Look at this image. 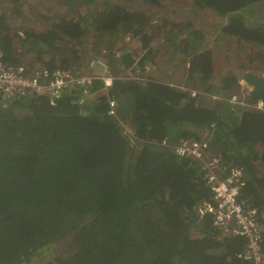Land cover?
Returning <instances> with one entry per match:
<instances>
[{"label":"trees","instance_id":"trees-1","mask_svg":"<svg viewBox=\"0 0 264 264\" xmlns=\"http://www.w3.org/2000/svg\"><path fill=\"white\" fill-rule=\"evenodd\" d=\"M20 1L0 0V51L6 63L25 64L16 43L36 48L28 68L53 70L62 58L78 68L86 62L81 46L87 41L120 72L115 52L128 48L124 37L150 22L149 8L167 2L209 9L225 21L222 34L264 47V7L258 10L264 0H59L61 9L44 17L47 28L26 27L22 34L4 9L13 5L16 17ZM140 2L146 11L136 7ZM198 34H188V51L195 52ZM213 57L210 49L194 54L188 83L204 80V91L218 92ZM145 78L115 81L109 94L96 80L89 93L78 86L55 105L36 95L6 108L0 103V264H32L71 234L73 252L40 264H255L238 256L244 238H224L212 215L198 219V208L212 199L199 162L160 144L207 140L226 164L246 168L245 195L260 205L264 111L192 98ZM233 83L239 80L228 76L222 84L228 90ZM110 99L118 103V117L109 113Z\"/></svg>","mask_w":264,"mask_h":264},{"label":"built area","instance_id":"built-area-1","mask_svg":"<svg viewBox=\"0 0 264 264\" xmlns=\"http://www.w3.org/2000/svg\"><path fill=\"white\" fill-rule=\"evenodd\" d=\"M97 68L103 69V72H95ZM96 80L103 82L100 91L109 94L115 81H143L144 78L129 71L114 72L103 57H94L75 69L58 67L49 70L42 65L28 68L25 64H8L0 51V103L4 108L29 95L45 96L50 104L55 105L65 91L78 86L83 88V94L89 93L88 87ZM177 87L188 92L192 98L201 97L213 102H223L227 106L236 104L256 111H264V97L252 99L250 92L247 98H238L237 95L226 98L204 90ZM84 101L85 97H82L79 103L84 104ZM109 105V113L118 117L117 101L110 99ZM160 145L172 148L180 157L193 158L201 165L212 199L198 208V219L202 220L205 215H212L213 225L221 230L224 238L245 239V249L238 253L239 257H246L255 264H264L261 208L255 203L256 198L250 200L245 195L246 168L237 163L231 166L226 164L217 152L208 149L207 140L184 138L172 144L165 139Z\"/></svg>","mask_w":264,"mask_h":264},{"label":"rangeland","instance_id":"rangeland-1","mask_svg":"<svg viewBox=\"0 0 264 264\" xmlns=\"http://www.w3.org/2000/svg\"><path fill=\"white\" fill-rule=\"evenodd\" d=\"M58 1L59 0H21V5H15V7L19 10V13H16V17L14 15L15 9L13 5H7L4 9L9 10V12L6 10L7 17H9L13 22H16L15 25H17V30H19V32L22 34L25 27H22L21 25L24 23H26L27 26L35 27L38 30H44L47 28L48 23L44 17L54 16L55 13L61 9ZM141 5L143 6L144 11H146L147 6H144L141 2L137 4L136 7L138 8ZM263 7L264 5L260 6L258 10L260 9V11H262ZM148 14L151 17L154 16L157 20H167V23L174 25L176 29L180 28V31L183 30L182 34H168L174 38L173 42L171 43L169 41L156 43L158 51L160 52L156 68V74L159 79L163 78L165 80L169 79L171 81L179 82L178 80H175V75L178 74L184 81L189 80L188 78L184 79V76H186L185 74L187 73L188 77L189 72L185 64H189L191 58L196 52L206 49L212 50L214 56V73L211 82L214 89L218 90V92H212L214 94H219L226 98H230L235 95H237L238 98H247L249 86L243 81L240 82V79H242L244 73L253 71L258 76L264 77V57L262 59L256 55V52L258 51L264 55V47H256L255 45H252L251 47V44L248 45L242 41H238L234 37H229L222 34L220 29L224 25L225 21L220 19L211 10H196L194 9L192 3L181 1L167 2L160 8H149ZM190 24H192L193 30L192 27L189 29ZM195 30L199 33L198 36H196L194 42L195 52L188 51V34L191 36V32H195ZM120 33L121 32L116 35L119 43L122 42ZM185 35L186 39H180L181 36L183 37ZM179 40L181 44L177 43ZM132 41L135 42V40L132 38V35L124 37V43L125 45H128L127 47L133 43ZM86 42H84V44L81 46L82 50L86 52L84 56L86 62L94 57H103L91 51V47ZM16 46L20 50V53L22 54L21 59L24 60L25 64H27V60L33 58L32 53L30 52H37L36 48H32L31 46L26 45V43L17 42ZM124 51L125 50L117 51V53L115 52V57ZM103 58L106 59L111 65L109 58ZM99 72L102 73L103 69L99 68ZM169 72L170 74H168ZM148 76H151L152 78L156 77V75H148V73L145 72V74L142 75V78H144L143 81H145V77ZM228 76L231 78L235 76V79L239 80V84L236 85L233 83L228 90H225L222 83L223 80ZM143 81L141 80L140 82ZM206 83L207 82H204V80L196 78V82L193 83L195 84L196 88L193 89L204 90L203 88H206ZM231 106H233L231 108L237 107L235 104ZM242 107L246 108L244 106ZM138 149V146H135V150L137 151ZM262 195H264V187H260V198L262 209H264V196L262 197ZM262 226H264V221H262ZM76 246L77 242H74L73 234H71L70 236L60 240V242L52 244L50 247H48L36 260L32 262V264H40L51 261L59 254L73 252Z\"/></svg>","mask_w":264,"mask_h":264},{"label":"water","instance_id":"water-1","mask_svg":"<svg viewBox=\"0 0 264 264\" xmlns=\"http://www.w3.org/2000/svg\"><path fill=\"white\" fill-rule=\"evenodd\" d=\"M164 23H167V21L164 22L161 19L157 23L151 22L150 24L134 27L132 38L138 42V45L125 50L119 55V67L122 71L139 74L154 64L157 53L152 46V41L162 35V25ZM59 67L69 68L68 58H62ZM243 82L251 88L250 95L252 98L264 97V77L258 76L253 71H248L243 75Z\"/></svg>","mask_w":264,"mask_h":264},{"label":"crops","instance_id":"crops-1","mask_svg":"<svg viewBox=\"0 0 264 264\" xmlns=\"http://www.w3.org/2000/svg\"><path fill=\"white\" fill-rule=\"evenodd\" d=\"M29 1V0H28ZM21 2V1H20ZM28 4H30V3H28ZM8 19H9V17H7ZM17 21V20H16ZM165 21H167V20H165ZM164 21V22H165ZM168 22V21H167ZM167 24V23H166ZM26 25V23H24V24H22L21 26L22 27H29V26H25ZM163 25H165V23L163 24ZM24 28V29H25ZM24 29H23V31H24ZM37 29V28H36ZM163 29L164 28H162V35L159 37V38H157V39H154L153 41H152V46H153V48H154V50H155V52L157 53V57L155 58V62H154V64H152L150 67H148V68H146L145 69V72H147L148 73V75H156V77H153L155 80H158V81H162V82H166V83H168V84H174V85H176V86H184V87H187V88H190V89H193V88H196V86H195V84H193V83H188V80L186 81H184L178 74H176L175 75V80H178L179 82H177V81H171V80H165V79H163V78H158V76H157V74H156V68H157V60H158V58H159V55H160V52L158 51V48H157V46H156V43L158 42V43H163V42H173V40H174V38H172L171 36H169L168 34H167V32H165L164 33V31H163ZM164 33V34H163ZM173 34H176V33H173ZM180 39H186V35L185 36H181L180 37ZM133 43L132 44H130V46L128 47V48H126V49H129V48H131V47H135V44H136V46L138 45V42L136 41V42H134V41H132ZM177 43H180L181 44V42H180V40L177 42ZM184 65V64H183ZM185 66H186V68H188V66H189V64H185ZM258 67V66H257ZM95 72H99V68H97V70H95ZM95 74H97V73H95ZM168 74H170V72L168 73ZM186 76H184V79H186V78H188L189 79V77H187V73L185 74ZM264 76V75H263ZM243 81V76H242V79H240V82H242ZM248 90H251V88L249 87V89ZM249 92V91H248ZM262 175V174H261ZM260 177V176H259ZM260 187H261V185H258V188H259V192H258V194L260 193ZM264 195H262V197H263ZM259 197H260V195H259ZM258 198V197H257ZM261 199V198H260ZM257 202H258V199H257ZM259 207L261 208V221H264V209H262V203L260 202V205H259ZM263 228H264V226H263Z\"/></svg>","mask_w":264,"mask_h":264},{"label":"flooded vegetation","instance_id":"flooded-vegetation-1","mask_svg":"<svg viewBox=\"0 0 264 264\" xmlns=\"http://www.w3.org/2000/svg\"><path fill=\"white\" fill-rule=\"evenodd\" d=\"M152 19L150 20V22H148V23H143V24H150L151 22H154V23H157V22H159L161 19H155V17L154 16H152L151 17ZM163 20V19H162ZM162 28H164L163 29V31H164V33L165 32H167V34H171V33H178V34H182V32H183V30H181L180 31V28L179 29H176L175 28V26L174 25H172V24H169V23H165V25H162ZM146 29V28H145ZM163 33V34H164ZM166 34V33H165ZM136 42V41H135ZM135 46H136V44H135Z\"/></svg>","mask_w":264,"mask_h":264},{"label":"clouds","instance_id":"clouds-1","mask_svg":"<svg viewBox=\"0 0 264 264\" xmlns=\"http://www.w3.org/2000/svg\"><path fill=\"white\" fill-rule=\"evenodd\" d=\"M249 92H250V90H249ZM220 103H222V102H220Z\"/></svg>","mask_w":264,"mask_h":264}]
</instances>
